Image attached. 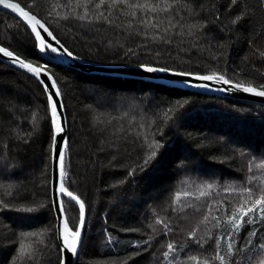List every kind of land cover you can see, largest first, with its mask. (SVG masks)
Segmentation results:
<instances>
[{"label": "trees", "instance_id": "16d2710c", "mask_svg": "<svg viewBox=\"0 0 264 264\" xmlns=\"http://www.w3.org/2000/svg\"><path fill=\"white\" fill-rule=\"evenodd\" d=\"M99 2L92 0L93 4ZM148 2L173 5L169 13L152 14L161 21L162 28L168 26L169 17L173 24L185 25L183 29L179 26L171 29L172 33L182 32L181 35L171 36V44L153 42L134 31L109 25L103 20L96 21L94 15L91 23L73 19V14L85 13L86 0H35L37 7L34 11L42 20H49L50 30L85 61L136 65L155 63L159 59L160 64L177 69L201 73L225 71L222 58L219 61L212 59L223 51L219 46L221 41L227 40L220 27L228 24L242 10L243 4L228 10L230 0ZM107 3L108 0H105L99 9L106 16L109 15ZM246 3L251 18L236 33L239 40L230 49L228 75L258 84L262 82L259 74L264 72V61L259 58L258 52L253 54L250 42L257 49L264 50V5L261 0H246ZM53 5L59 7L49 18L48 12ZM189 7L201 11V18L208 19L211 25L204 33L205 38L199 41L187 36L186 25L192 22ZM124 11L123 6L112 10L111 16L117 24L131 19L122 14ZM56 13H59L58 17ZM217 13L222 17L221 24H211ZM154 32L155 29H149V35ZM0 44L19 52L22 58L34 64L44 62L24 28L19 26V19L2 9ZM144 44L152 49L151 53L144 47H137ZM128 49L135 54L129 53ZM49 67L64 94L63 103L67 107L65 118L69 150L65 153V165L70 172L71 190L87 202L84 246L75 264H119L132 244L156 235L153 227L159 233L153 247L136 259L138 264H164L162 253L167 250V244L184 245L190 227L203 220L205 215L209 218L207 227L211 228L212 217L224 218L226 210L230 215L233 206H239V192H226V188L264 182L262 105L141 79L84 73L64 65ZM43 89L31 75L0 60V152L10 153L23 165L22 171L15 177L0 179V185L22 184L24 187L19 194L37 202L45 198L43 174L46 173L50 181L48 125L42 121V130H37L30 142L25 141H28L27 133L32 132V113L37 112L40 117L46 114L47 98ZM177 99H187L190 104L181 110L182 114L177 115L175 124L170 129L166 128L167 135L160 141L165 145L159 153L162 155L160 166L155 171L140 174L135 183L119 185L117 182L125 178L127 166L143 159L144 155L138 152L139 145L131 143L129 137L135 139L141 123L145 124V132L155 131V127L163 125V109ZM86 105H91V109ZM148 122L154 124L153 129L147 128ZM18 136L21 139H17ZM117 149L119 155L113 167L109 162L117 154ZM238 152L246 155L240 156ZM213 156L217 159L210 158ZM225 157L230 159L220 163ZM250 176L252 180H249ZM208 184L214 188L208 189ZM185 192L189 195L185 196ZM13 195L17 193L13 191ZM0 197L7 198L3 188H0ZM47 197L51 201L50 184ZM68 216L76 222L78 206L69 205ZM158 219L160 224L156 223ZM165 223L173 229L167 235L164 234ZM128 228L139 231H126ZM24 233H35L36 236L25 239ZM49 235L56 236L53 212L45 211L25 221L3 220L0 223V264H40L48 251L45 243L52 242L48 239ZM197 235H205L204 229ZM22 240L29 247L24 256H19ZM180 251V247H176V252ZM28 253H32L35 259H28ZM213 254L212 248L205 252L193 243L177 259L187 264L188 256H194L197 259L191 264H197V261ZM261 260H264V253H257L253 264H260Z\"/></svg>", "mask_w": 264, "mask_h": 264}, {"label": "snow or ice", "instance_id": "6c2138e0", "mask_svg": "<svg viewBox=\"0 0 264 264\" xmlns=\"http://www.w3.org/2000/svg\"><path fill=\"white\" fill-rule=\"evenodd\" d=\"M105 3V0H100L99 3H92V0H86L85 13L83 15L73 14V19H79L80 21L87 20L89 23L93 22V15L95 20H103L109 25L115 27H122L126 30L134 31L137 35H143L147 39L153 42L162 41L164 44H171L172 35H181V33H172L171 29L179 26L181 29L185 27L184 24H173L169 17V24L167 27H161V21L152 14L169 13L172 9V4L150 3L148 0L144 2L132 3L130 0H108L107 9L109 15H105L102 11H99L101 5ZM244 5L234 18L229 20L228 24H222L220 31L224 33L227 40L221 41L220 47L223 51L212 57L213 60L219 61L221 58L225 64V71L223 73L217 71H209L207 73L194 72L191 70L177 69L170 67L167 64H160L159 59L155 63H137L135 67L140 69L142 73H167L171 77H179L182 79L175 80L169 79L165 83L179 87H191L196 89H207L209 87L208 82H213L216 85H224L227 87L217 88V91H227L231 93H245L254 97L264 98V72L259 75L262 78V82L258 84L255 82H245L243 80H237L228 75V63L230 60V49L232 45L238 42V33L240 26L250 19L249 7L246 0H230L227 8L232 10L235 7ZM261 4L264 5V0H261ZM123 6L126 11L122 14L131 19L127 20L123 24H117L116 19L111 16L112 10ZM37 7L35 0H0V8L4 10H10L12 14H15L19 18V26L24 28V32L32 40L33 46L39 50L43 56V63L34 66V64L24 58L17 51L10 50L9 47L0 44V60L6 59L9 67L15 66L17 70H23L27 74H31V78H34L39 85H45L47 82H51L50 87H44L43 94L46 95V114L45 116H38L37 112L32 113L30 123L32 125V132L27 133L28 141L35 135L37 130H42V121L48 125L50 131V147L49 157L54 163L55 179L49 181L47 174L44 175L43 187L45 189V198L43 201L37 202L34 198L29 199L27 195L19 194L20 189L24 187L22 184L0 185L7 193V198L0 197V223L3 220H16L25 221L35 217V215L48 211L53 212L58 218L56 225V236L53 238L49 235L48 239L51 240V244L45 243L47 248V254L40 264H66V261L71 257H78L81 249L84 246V233L87 227L88 210L87 202L77 192L71 190V182L69 181V169L65 165V153L69 150L68 142L65 140L66 132V118L64 113L67 111L66 105L63 103L64 94L60 91L57 83V79L54 78L52 69L49 65H62L71 61L81 60L78 54L73 52L69 47L65 45L52 30H50L49 20H42L39 15L34 11ZM59 5H53V9L48 12V17L53 16L55 8ZM92 9L95 11L93 12ZM189 17L191 23L186 25L187 36L192 37L194 41L204 39V33L208 31L210 22L206 18H201V11H196L191 7L188 8ZM138 13L140 14L138 16ZM57 17L59 13H56ZM65 20L69 17H64ZM183 19V17L181 18ZM156 20V22H153ZM222 17L217 13L211 24H221ZM135 21V22H134ZM230 25V26H229ZM143 28L144 31L140 32L139 29ZM149 29H155L156 32L149 35ZM30 30V31H29ZM46 34V35H44ZM55 41V46L51 40ZM34 38V39H33ZM208 39H214L209 37ZM46 41H48L46 43ZM196 44H193L195 47ZM137 47H144L149 53L152 49L147 48V44L138 45ZM250 47L253 48V54L258 52L259 58L264 61V50H259L254 47L250 42ZM129 53H133L132 49H128ZM135 54V53H133ZM160 53L157 52L156 56L159 57ZM247 59V57H245ZM47 77V80L43 79ZM195 81V82H193ZM54 90V94L52 93ZM190 104L187 99H177L174 102H170L169 106L163 109L164 112V124L155 127V131L145 132V124L141 123L138 126L135 139H130L131 143L139 145L138 152H142L143 159H137L133 164H129L126 168V176L124 179L119 180V185L127 186L128 184L135 183L137 177L140 174H147V172L155 171L161 164L162 155H159L160 149L165 148V145L161 144V140L167 135V129H170L175 124L177 115L182 114L181 110H185L186 106ZM91 109V105L85 106ZM241 111V109H236ZM246 111V110H244ZM171 114V115H170ZM148 129H153L154 124L152 122L147 123ZM121 131H124L121 129ZM127 135V133H125ZM159 139H156V137ZM151 137V139L149 138ZM21 139V137H17ZM119 155H113L112 161L109 164L115 167V161ZM238 155H246L243 152H238ZM159 156V158H158ZM216 160L217 157H210ZM230 157H225L224 160H220V163H225ZM264 164V161H262ZM261 168V165H257ZM23 165L7 152H0V179H9L15 177L20 171H22ZM264 170V169H262ZM252 169L249 168V172ZM252 180V177H249ZM49 184L51 185L52 200L49 201L47 197V190ZM115 187V186H114ZM208 189H213L212 184L207 185ZM13 191L17 195H13ZM226 192H239L240 201L239 206H233L231 214L229 215L227 210L224 213V218L212 217L211 228L207 227L209 218L204 216L203 220L197 221L194 226H191L187 232V238L184 245L174 246L172 243L167 244V250L163 251L162 257L164 264H184L177 259L178 255H182L184 251L190 247L193 243L203 251L207 252L209 248L213 250V256L205 257L202 261H197V264H253V260L256 258L257 253H264V182L258 185L249 183L248 186L241 185L239 188L225 189ZM204 193L202 192L201 195ZM185 196L189 193L185 192ZM78 206V220L73 222L68 216V206ZM227 209V204L225 205ZM172 211H176L175 208ZM157 224L161 221L158 219ZM164 234L167 235L173 231L169 224L165 223ZM204 229L205 235L198 237V232ZM130 232H137L139 229L128 228L125 229ZM156 235L149 236L148 239H141L131 245L124 259L119 261V264H138L136 258L141 257L145 252H148L153 247V242L159 233L156 228H152ZM215 230V231H214ZM46 231L50 232V229ZM246 233V237H245ZM43 235V234H41ZM24 238L29 236L35 237V233H24ZM109 239L111 237L109 236ZM43 243V241H41ZM214 242V246L213 243ZM29 246H27L23 240L20 242V248L18 249V255L24 256ZM176 247H180L181 251L176 252ZM247 250V251H246ZM248 259H245V257ZM239 257V259H237ZM28 259H35L32 253H28ZM194 256H188L187 264H191V261L196 260ZM260 264H264V260L260 261Z\"/></svg>", "mask_w": 264, "mask_h": 264}, {"label": "water", "instance_id": "95a60500", "mask_svg": "<svg viewBox=\"0 0 264 264\" xmlns=\"http://www.w3.org/2000/svg\"><path fill=\"white\" fill-rule=\"evenodd\" d=\"M13 2H15V1H13ZM0 9H2V8H0ZM2 10H4V9H2ZM5 11L11 13L10 10H5ZM12 15L15 16V14H12ZM44 35H46V34H44ZM48 39L51 40L50 37ZM47 42L48 41H46V43ZM51 42L55 46V41L51 40ZM41 55L43 56V54H41ZM2 61L7 63L6 59H4ZM62 65L77 69V70L82 71L84 73L104 75V76H114V77H125V78H131V79H141V80L150 81V82H154V83L164 84V85L171 86V87H176V86L165 83L167 80H169V79H175V80L182 79L179 77H171L170 74H167V73H153V74L142 73V71L140 69H138L137 67H135V65L101 64V63H93V62L85 61L82 59L78 60V61L69 60L68 63L62 64ZM34 66H37V64H34ZM13 67H15V66H13ZM29 75H31V74H29ZM43 79L47 80V77H43ZM193 82H195V81H193ZM208 83H209V87L207 89H196V88H191V87H179V88L180 89H186V90L193 91V92H204V93L217 94L220 96L229 97L232 99L244 100V101H248V102H253V103L264 106V98L254 97V96H251V95L245 94V93H231V92H227V91H223V92L217 91L216 90L217 88L227 87V86L216 85L213 82H208ZM50 84H51V82L49 81V82H47V84L42 85V86H43V88L44 87H50ZM49 94H54V90L52 91V93H49ZM64 116H65V113H64ZM66 132H67V127H66ZM65 140H67V135L65 136ZM55 178L56 177H55V172H54V163L50 159V181L55 179ZM50 192H51V185H50ZM51 200H52V194H51ZM55 218H56V225H57L58 218L56 215H55ZM76 258L77 257L69 256V259L66 261V264H75Z\"/></svg>", "mask_w": 264, "mask_h": 264}, {"label": "bare ground", "instance_id": "6f19581e", "mask_svg": "<svg viewBox=\"0 0 264 264\" xmlns=\"http://www.w3.org/2000/svg\"><path fill=\"white\" fill-rule=\"evenodd\" d=\"M264 107V106H263Z\"/></svg>", "mask_w": 264, "mask_h": 264}]
</instances>
